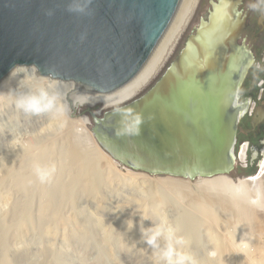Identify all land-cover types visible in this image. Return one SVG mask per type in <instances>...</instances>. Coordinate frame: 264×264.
Listing matches in <instances>:
<instances>
[{
  "label": "water",
  "instance_id": "water-1",
  "mask_svg": "<svg viewBox=\"0 0 264 264\" xmlns=\"http://www.w3.org/2000/svg\"><path fill=\"white\" fill-rule=\"evenodd\" d=\"M68 2L0 0V89L14 65L37 64L41 74L54 70L80 91H114L144 67L181 0H92L83 14L67 11ZM240 4L212 1L160 78L118 104L142 114L139 135L117 134L122 114L113 106L90 111L93 138L122 168L189 180L233 171L238 126L250 109L239 92L254 60L239 42L248 16ZM252 111L255 127L264 104Z\"/></svg>",
  "mask_w": 264,
  "mask_h": 264
},
{
  "label": "rangeland",
  "instance_id": "rangeland-1",
  "mask_svg": "<svg viewBox=\"0 0 264 264\" xmlns=\"http://www.w3.org/2000/svg\"><path fill=\"white\" fill-rule=\"evenodd\" d=\"M211 1H216V0H199L194 10V13L192 14L189 20L188 25L184 29L173 51L171 52L165 63L162 65V67L159 69V71L148 82V84L145 85L141 89V91H139L137 95L141 94L142 92L150 88L164 73V71L167 69L170 63L174 60L177 54L185 46L188 37L195 32L196 28L200 24L201 19L205 18V16L207 15L209 9L211 8V4H210ZM238 9L243 13L246 10V5H242V6L240 5ZM247 33L248 31H245L243 36H245ZM239 42H241V37L239 39ZM254 68L255 66L252 64L251 69ZM11 81L13 82L8 83V85L2 88L3 90L2 92L6 93L9 90V88H13V89L16 88L17 80L14 79ZM239 95L242 96L241 93ZM102 107L103 106H101L100 104H94V106L85 105L83 108L74 111L72 115L74 118H77L80 115H84V114L91 117L90 111L96 112L100 110ZM102 112L103 110L101 111V113ZM11 115H14V110L3 101H0V181L1 179L4 180V177H6L5 178L6 180L7 176H9L7 180L9 181V183L7 181L4 182L1 181L2 182L1 184L0 182V229L5 228L3 226V223L5 225L11 226L12 229L14 227H15L14 229L23 228V226H20L23 223L28 225V227L24 225V227H27V230L24 228L23 230H21L23 231L21 233L22 237L20 236L19 233V236L17 237L18 241L17 238L14 236H13L14 237V241H13V237L11 236L12 234L13 235L15 234L13 233L14 229L13 230L11 229L10 232L7 229L0 230V233L1 232L3 233L0 234L1 238L5 236L4 239L6 238L5 240L8 242V243L6 242L5 246L2 247L5 248L6 250L5 249L2 250V248L0 250V253L2 252V254H0L2 255L0 256V259L6 257L8 264H96V263L97 264H153V262L155 263L158 257L155 256V252L146 245V243L142 240L141 237H142V229L150 227L153 223L151 218L156 219L158 215L166 216L169 219L170 223H172L173 225L179 228V234H182L184 225L189 226L190 228L193 227L189 229L191 230L192 233V234L190 233L191 236H189L191 237L189 241L190 242L189 245L190 246L192 245V247L190 250L185 249V251L190 252L195 257L196 261L200 259H205L210 261L218 260L221 261L223 264H227L234 261L236 257L238 259H242L240 257V254L248 251L246 250L249 248L248 246H252L251 250H253V247L254 250L255 248L258 249L256 245V241H258L259 238L262 241L264 240L263 238L264 210L260 209V211H256L257 207L249 203V198L247 195L237 196L234 193V191L222 192L215 189L211 191L210 199L203 198V200H207L205 204L203 202L197 203L196 201H194L193 195H195V193H198L201 190L200 188H202L203 190V188L205 186L208 187V185L204 184L201 186L200 184H196V180H191V184L184 185V187L187 189L183 188L184 190H182V192L179 190L182 194L181 196H183L181 197L180 195H177L179 194V191L176 193L175 190H168L165 185H158L163 183L155 182V179H158V177L164 178V177H168L169 175H151L143 171H135L131 169L121 168L119 163L115 161L113 158H111L106 152L105 153L109 157L105 158V160L103 157V160L100 159L98 161L100 164L99 167L104 172H106L107 170V167L103 166V165H107V162L105 161L108 162L111 161L113 164H116L118 166L117 169H115L117 170L118 173L121 174H128V172L137 173V174L145 173L144 175L146 176L148 175L147 177L153 179L152 181L153 183L151 181L141 182L140 180H137L136 182L137 184H136L135 182H132L131 180L128 179H125L123 181H115L111 185L105 184L103 187H101L102 189L99 191L100 193L97 196L98 199L89 194L83 192H79V193L77 192L75 200H73L72 206L70 207L64 205V208L62 210L63 217L68 219V225L65 229L63 226L59 224H55L52 221V215L49 217H44V215H42L41 208L45 206V204L49 206L51 205V202L45 199V194L47 191H49V189L50 191L52 190V187H54L53 185H55L56 183V179L60 177L59 175H61V177L63 176L64 179L65 178L68 179L70 177L71 171L72 170L74 171L73 161L67 156V154L65 156L61 154L63 153L61 151L62 150L61 148L63 149L64 148L66 149V147L71 148L72 144L76 142L81 149L83 150L86 149V151L87 150L89 151L90 149L91 150L94 149L92 143L89 140L87 141L82 134L78 133L76 127L71 128L70 130L71 127V126L69 127L70 124H68V126L64 129L66 131L65 134H64V130L63 131L56 130L53 124L46 117L27 118V117H23L22 115L20 117L21 120V125L19 126L20 130L17 131L18 126L14 124L10 125L6 120L7 117ZM88 128L90 130L91 128L90 124ZM9 130L13 132V135ZM62 136L64 137L62 138ZM48 139H55L57 141V148L55 147L53 151L46 150L48 151V153L45 154L46 153L45 152L44 156H47L48 161L45 164H43L45 161L42 162V165L54 164L56 169L51 179L48 182L40 183L36 179V176L33 173L34 172L33 169L31 170L32 172L28 170L31 169L32 167V166L28 167L30 166L28 164L29 159L28 160L26 159L28 166L24 165L23 167V164L25 163L15 162L13 158H15L16 156L19 157V155L24 154L22 152L28 150V148H30L31 145L33 146L32 147L33 151L31 149V152L33 153L37 151L36 153L41 155L40 153L43 150L41 152L40 150L43 149L45 144L46 145L48 144L47 143L49 142ZM241 145L242 144H240L239 148L236 150V161L234 164V169L229 176L233 179L234 182H238L236 179L240 177L253 175L257 171L258 166L260 167L259 163H261V161L263 160L262 151L264 149V144L257 148L258 155L256 156L253 155V158L251 155V148L248 147L246 152L244 149L243 153L244 156L246 155V159L241 158L240 160L238 153L241 151ZM34 148L36 151L34 150ZM24 156L25 158L27 157V155L25 154ZM10 157L12 158V160H9L11 159ZM64 166L67 169H69V171L67 170L68 172L63 169ZM6 172L9 174L7 175ZM5 173L7 176H5ZM24 173H26L27 175L26 174L24 175ZM13 174L14 175L17 174L16 176L19 177H22L23 175H24L23 177L25 176L28 177V174H31L30 178L33 179H30L31 181H27L29 183L25 182L24 183L25 185L23 184L24 185L23 186L21 183L20 184L15 183L17 179ZM21 174L23 175L21 176ZM67 174L69 177H67ZM257 186H264L263 175L259 179L258 183H255L253 182V180H251V185L246 190V192L254 189ZM154 188L155 189L159 188V190L162 192L161 194L165 195L166 197L165 199L168 200L167 201L168 204L166 203L161 204V202L154 200L149 201L146 199V197H150L152 193L151 191H153ZM145 200L147 201L146 204L147 211L145 213L146 214L145 217H150V218H143L142 210L140 209L139 204L137 203L138 201H145ZM196 203L199 205H197ZM191 204H193V208L191 207L192 206ZM200 204H203L202 206L203 208L200 207L201 206ZM21 206L24 207L21 208ZM70 208L72 210H70ZM214 209L218 213V214L214 213L215 220L218 223L215 224L212 230H209L208 226L202 225L201 223L205 219H209L208 210H214ZM120 212L123 214L124 217L129 218L128 220L131 221L135 230H137L138 232L141 231L139 233L140 234L139 242L132 243V245L130 244V245L122 246L123 248L115 242L113 236L112 237L108 235L106 236L104 230L110 227L117 220V217L121 214ZM73 216H77L78 217L77 219H80L81 222L78 220L79 225H77V223L73 220ZM185 217L192 219L195 218L194 220L196 222V227L194 226V222H190L189 219L188 220L184 219ZM258 224L261 226H259ZM83 226L84 228L86 227V230H88L87 232L86 230L84 231L82 229ZM47 228L48 229L51 228L52 232L50 231L51 229L48 230ZM206 229L212 231L213 233L205 231ZM260 234L262 235L260 236ZM212 236L215 237L213 238ZM7 237L9 238L12 237L11 238L12 241L7 240ZM114 237L116 236L114 235ZM104 239L109 241L108 243H110L111 245L110 249L105 247L103 242ZM5 240H2V242L4 241L5 243ZM7 245L9 246V248ZM254 250L253 252L255 253L256 250L255 251ZM255 254L256 257L264 258V254L262 256L259 255L257 252ZM197 264H201V263H198L197 261Z\"/></svg>",
  "mask_w": 264,
  "mask_h": 264
},
{
  "label": "bare ground",
  "instance_id": "bare-ground-1",
  "mask_svg": "<svg viewBox=\"0 0 264 264\" xmlns=\"http://www.w3.org/2000/svg\"><path fill=\"white\" fill-rule=\"evenodd\" d=\"M199 0H181L180 4H179V7L176 11V14L171 22V24L169 25L168 29L166 30V32L164 33L163 37L161 38V40L159 41L157 47L155 48V50L153 51L152 55L150 56V58L148 59V61L146 62V64L144 65V67L141 69V71L132 79L130 80L127 84H125L124 86L114 90V91H111V92H108V93H104V94H95L93 95L92 97V102L87 104V105H93L94 104H100L101 106H104V107H110L112 106L113 104H120V103H123L129 99H131L133 96H135L139 91H141V89L154 77V75L159 71V69L162 67V65L165 63V61L167 60V58L169 57V55L171 54V52L173 51L174 47L176 46L178 40L180 39L184 29L186 28V26L188 25L189 23V20L192 16V14L194 13V10L198 4ZM13 81H10L9 83H11ZM8 85V84H7ZM3 90L0 89V92H2ZM107 97L108 98V102H103L104 101V98ZM83 118V119H81ZM42 124V123H41ZM69 127H70V130L71 128H82L83 131L80 132V134H82L84 136V138L88 141H91L92 143V146L94 149H90L89 151L86 149L83 150L80 148V146L74 142L71 146V148L69 147H66V149L64 148H61L60 150L63 152L60 153L62 155H66L73 161V169L74 171L72 170L71 173H70V177L68 176L67 174V177H69L68 179L67 178H63V176L61 177V175H59L60 177L58 179H56V183L55 185H53L54 187H52V190L50 191H47L46 194H45V199H47L48 201L51 202V205H47L45 204V206H43L41 208V212H42V215H44V217H49L52 215V221L55 223V224H59L61 226H63L65 229L68 225V219L64 218L63 215H62V210L64 208V205H67V206H72V203H73V200H75V197L77 195V192H83V193H86V194H89L93 197H96L98 196V194L100 193L99 191L102 189L101 187H103L105 184H109L111 185L112 183H114L115 181H123L125 179H128V180H131L132 182H137V180H140L141 182H146V181H153V179H150L149 177H147L146 175L144 174H137V173H129L128 174H121V173H118L117 170V165L116 164H113L111 161L108 162V161H105L107 162V165H103V166H106L107 167V170L106 172H104L103 170H101V168L99 167V160H103V157H104V160L105 158L109 157L105 151L99 146V144L95 141V139L93 138L92 136V133L91 131L89 130L88 126L89 124H91V119L88 115L84 114V115H80L79 117L77 118H74V120H71L69 122ZM68 129V128H67ZM66 129V130H67ZM65 130H64V134H65ZM69 132V131H68ZM67 132V133H68ZM63 133V132H61ZM61 135V134H60ZM61 137V136H59ZM64 136H62L63 138ZM55 138V137H54ZM60 138V139H62ZM66 138V137H65ZM49 142H47L48 144L44 147L43 149L40 150V154L39 155L38 153L36 152H31V149L33 151V146L31 145L30 148H28V150H25V149H22V150H25L24 153L25 155H27V157L29 158H25L24 154L22 155H19L16 156L15 158H13V160L15 162H18V163H25L23 164V167L24 165L25 166H28V164L30 166L28 167H31V169H28L29 171H31L33 169V165L35 163H40L42 164V162H44L43 164H45L48 160L47 156H44L45 154L48 153V151L46 150H51L53 151L55 149V147L57 148V141L55 139H48ZM29 142V141H28ZM68 143V141H67ZM85 143V142H84ZM10 144V143H9ZM22 146V145H21ZM29 146V145H28ZM27 146V147H28ZM35 147V146H34ZM64 147V146H63ZM12 148V147H11ZM69 148V149H68ZM40 149V148H39ZM89 149V148H88ZM70 151V152H69ZM2 152V151H1ZM18 152V151H16ZM46 152V153H45ZM10 153H13V152H10ZM45 153V154H44ZM50 153V152H49ZM51 153H54V152H51ZM38 154V155H37ZM10 156V155H9ZM13 156V155H12ZM38 156V157H37ZM49 156V155H48ZM14 157V156H13ZM111 157V156H110ZM9 158V157H8ZM11 158V157H10ZM50 158V157H49ZM112 158V157H111ZM242 158L244 159L243 155H242ZM26 159L28 160V164L26 162ZM9 160H12L9 159ZM8 161V160H7ZM50 161V160H49ZM116 161V160H115ZM14 162V163H15ZM8 163V162H7ZM13 163V162H12ZM10 164V163H9ZM27 164V165H26ZM106 164V163H104ZM260 164V171L257 175H254L252 177H249L247 178L246 176H243V177H240L238 179H236L238 182H234L233 179L231 177H229L230 175H216V176H213V177H207V178H201V179H197L196 180V184H200L201 186L206 184L208 185V187H204L203 190L202 188H200L201 190L198 192V193H195V195H193V199L194 201H196L197 203H204L207 201V200H203V198H206V199H210V194H211V191L212 190H219V191H229V192H233L235 193V189L237 188V186L239 185L240 188L244 189L245 191L250 187L251 185V180H253V182L255 183H258L259 182V179L261 178V176L263 175L264 176V150H263V160L261 161ZM12 165V164H11ZM10 165V166H11ZM16 165V164H15ZM14 165V166H15ZM19 165H22V164H19ZM120 165V164H119ZM13 166V165H12ZM121 166V165H120ZM9 167V166H8ZM58 167V166H57ZM10 168V167H9ZM20 168V167H19ZM122 168V167H121ZM56 169V168H55ZM64 170H68L65 166L63 168ZM124 169H128V168H124ZM23 170V169H21ZM67 171V172H68ZM15 172V171H14ZM32 172V171H31ZM131 172V171H130ZM7 173V172H6ZM5 173V176H7L9 173H7L6 175ZM34 173V172H33ZM63 173V172H61ZM26 173H24L25 175ZM14 175V174H13ZM17 174H15V178L17 179L15 181V183H21L22 185L27 182V181H31L30 179H33V178H30V175L31 174H28V177L25 176L23 177L24 175L21 174L22 177H19V176H16ZM27 175V174H26ZM12 176V175H11ZM33 176V175H32ZM8 177L7 176V179L5 180L6 177H4V180L1 179L2 182L4 181H7L8 180ZM18 177V178H17ZM13 178V177H12ZM55 178V177H53ZM14 179V178H13ZM155 179V178H154ZM251 179V180H250ZM10 180V179H9ZM263 180V179H262ZM0 181V182H1ZM14 181V180H13ZM33 181V180H32ZM1 182V184H2ZM9 183V181H7ZM52 182V181H51ZM155 182H160V183H163V184H158V185H165L167 187L168 190H175V192L177 193L179 190L182 192V190H184L183 188L184 185H187V184H191V180L189 179H182V178H179V177H164V178H159L158 179H155ZM7 183V184H8ZM14 183V184H15ZM29 183V182H27ZM153 183V182H152ZM6 184V183H5ZM130 184V183H129ZM137 184V183H136ZM260 184V183H259ZM25 185V184H24ZM23 185V186H24ZM11 186V185H10ZM19 186V185H18ZM38 186V185H37ZM9 187V186H8ZM33 187V186H32ZM112 187V186H111ZM182 187V188H181ZM45 188V187H44ZM51 188V186H50ZM189 188V187H188ZM256 188V187H255ZM254 188V189H255ZM187 189V188H185ZM13 190V189H12ZM11 190V191H12ZM15 190V189H14ZM47 190V189H46ZM216 190V191H217ZM16 191V190H15ZM41 191V190H40ZM179 191V194L177 195H182L181 192ZM187 191V190H186ZM8 192V191H7ZM19 192V191H18ZM151 195L150 197H146L147 200H154V201H158V202H161L162 203H166L168 204V200H166L165 198V195L161 194L162 192L159 190V188L155 189L153 191H151ZM168 192V191H167ZM11 193V192H10ZM14 194V193H13ZM193 194V192H192ZM233 194V193H232ZM31 195V194H30ZM42 195V193H41ZM184 195V194H183ZM188 195V194H187ZM11 196V194H10ZM19 196V195H18ZM146 196V195H145ZM149 196V195H147ZM164 196V197H163ZM189 196V195H188ZM5 197V196H4ZM183 197V196H181ZM186 197V196H184ZM242 197V196H241ZM12 198V197H11ZM43 198V197H42ZM243 198V197H242ZM41 199V198H40ZM88 199V198H87ZM98 199V198H97ZM238 199V198H237ZM101 200V199H100ZM137 201V200H136ZM49 202V204H50ZM170 202V201H169ZM41 203V202H40ZM48 203V202H47ZM139 204V207L140 209L142 210V213H143V218L146 216V204H147V201H138L137 202ZM149 203V202H148ZM153 203V202H152ZM156 203V202H155ZM195 203V202H193ZM196 203V204H197ZM20 205V204H19ZM192 208H193V204H191ZM199 205V204H197ZM201 208H203V204H200ZM16 206V205H15ZM98 206V205H97ZM19 207V206H18ZM24 207V206H23ZM21 206V208H23ZM195 208H198V207H195ZM28 209V207H27ZM67 209V208H66ZM162 209V208H161ZM207 209V208H206ZM26 210V209H25ZM65 210V209H64ZM70 210H72L70 208ZM69 210V211H70ZM157 210V209H156ZM200 210V209H199ZM12 211V210H11ZM209 211V219H203L202 221V225H206L209 227V230H212V228L215 226L216 223H218L216 220H215V214H218L215 209L214 210H208ZM256 211H260V208H256ZM15 212V211H14ZM65 212V211H64ZM122 212V211H121ZM120 212V213H121ZM207 212V211H206ZM119 213V214H120ZM64 214V213H63ZM200 214V213H199ZM198 214V215H199ZM18 215V214H17ZM22 215V214H20ZM37 215V214H36ZM70 215V214H69ZM74 215V213H73ZM76 215V213H75ZM79 215V214H78ZM16 216V215H15ZM41 216V214H40ZM186 216V215H185ZM76 217V218H75ZM187 217V216H186ZM184 218L186 220L189 219L190 222H194V226L196 227V222H195V218L192 219V218ZM202 217V216H201ZM78 217L77 216H73V220L78 224V220L80 221V219H77ZM206 218V217H205ZM8 219V218H7ZM12 219V218H11ZM19 219V218H18ZM129 218L127 217H124L123 214L121 213L118 217H117V220L108 228L104 229L105 230V235L107 236H113V238L115 239V242L119 245V246H126V245H132V243H136V242H139V233L141 232H138L137 230L134 229V227H132L131 229H129L128 227V224H129ZM202 219V218H201ZM11 221V220H10ZM42 221V220H41ZM40 221V222H41ZM73 221V222H74ZM5 222V221H4ZM81 222V221H80ZM79 222V223H80ZM198 222V221H197ZM200 222V221H199ZM3 223V221H2ZM6 223V222H5ZM82 224V223H81ZM84 224V223H83ZM87 224V223H86ZM102 224V223H100ZM192 224V223H191ZM200 224V225H201ZM257 224V223H256ZM19 225V224H18ZM28 225H26L25 223H23L22 225L20 226H23L24 229L27 230V227H24ZM259 225V224H258ZM262 225V223H261ZM259 225V226H261ZM3 226L5 228H2L0 230H3V229H7L9 230V232L11 231V226H8V225H5L3 223ZM105 226V225H104ZM181 226V225H180ZM193 226V225H191ZM258 226V227H259ZM48 227V226H47ZM257 227V226H256ZM255 227V228H256ZM15 228V227H14ZM13 228V229H14ZM23 228H18V229H14L13 233H15L14 235L12 234L11 236L13 237H18L19 236V233H20V236H21V233L23 231ZM30 228V227H29ZM79 228V227H77ZM76 228V229H77ZM82 228V227H81ZM193 228V227H191ZM189 226H186L184 225V229L182 230V234L186 241L188 242V245L190 244V238L189 236H191V229ZM12 229V230H13ZM48 229V228H47ZM51 229V228H49ZM48 229V230H49ZM84 231L86 230V227L82 228ZM81 229V230H82ZM204 229V228H203ZM262 229V228H261ZM260 229V230H261ZM6 230V231H7ZM139 230V228H138ZM209 230H205V231H208V232H212V231H209ZM21 231V232H20ZM52 232V229L50 230ZM56 231V230H55ZM68 231V230H67ZM88 230H86L87 232ZM193 231V230H192ZM197 231V229H196ZM257 231V230H256ZM4 232V231H3ZM30 232V231H29ZM69 232V231H68ZM85 232V233H86ZM247 232V231H246ZM2 233V232H1ZM0 233V234H1ZM7 233V232H6ZM70 233V232H69ZM191 233V234H190ZM196 233V232H195ZM206 233V232H205ZM213 233V232H212ZM3 234V233H2ZM71 234V233H70ZM77 234V233H76ZM75 234V235H76ZM91 234V233H90ZM208 234V233H207ZM235 234V233H234ZM263 234V233H262ZM260 234V236L262 235ZM25 235V234H24ZM47 235V234H46ZM114 235L116 237H114ZM209 235V234H208ZM212 235V234H211ZM9 236V235H8ZM62 236V235H61ZM70 236V235H69ZM79 236V235H78ZM210 236V235H209ZM5 237V236H4ZM4 237L1 238V235H0V250L2 247L5 246L6 244V238L4 239ZM11 237V238H12ZM14 237H13V241H14ZM22 237V236H21ZM24 237V236H23ZM59 237V236H58ZM67 237V236H66ZM213 238L215 236H212ZM7 237V240H11V238ZM20 238V237H19ZM63 238V237H62ZM88 238V237H87ZM259 238V237H258ZM264 238V237H263ZM262 238V239H263ZM22 239V238H21ZM66 239V238H65ZM69 239V238H67ZM74 239V238H73ZM260 239V238H259ZM258 241H256V245H257V248H255L256 252L259 254V255H263L264 254V240L262 241L261 239ZM2 240H5V243L4 241L2 242ZM192 240H195V239H192ZM227 240V239H226ZM229 240V238H228ZM17 241H18V238H17ZM24 241V240H23ZM53 241V239H52ZM65 241V240H64ZM72 241V240H71ZM216 241H217V238H216ZM224 241V240H223ZM234 241V240H233ZM104 242V245L105 247L109 248L110 249V243H108L109 241H107L106 239L103 240ZM228 242V241H227ZM8 243V242H7ZM75 243V242H74ZM232 243V242H231ZM14 244V243H13ZM226 244V243H225ZM65 245V244H64ZM144 245V244H143ZM252 245V244H251ZM8 246V245H7ZM90 246V245H89ZM115 246V245H114ZM117 246V245H116ZM192 247V245L188 246L186 248V250H190ZM249 248L246 249L248 251L246 252H243L240 254V257L242 259H238L236 257V259L230 263H227V264H264V258L262 257H256L255 253L253 252L254 250V247H253V250H251V247L252 246H248ZM9 248V246H8ZM106 248V249H107ZM123 248V247H122ZM194 248V247H193ZM5 249V248H2V250ZM41 249V248H40ZM6 250V249H5ZM53 250V249H52ZM254 250V251H255ZM8 251V250H7ZM4 252V251H3ZM85 252V251H84ZM115 252V251H114ZM8 253V252H6ZM112 253V252H111ZM2 254V252L0 253ZM42 254V253H40ZM154 255V254H153ZM2 256V255H0ZM5 256V255H4ZM155 256L158 257V255L155 253ZM156 257V258H157ZM10 258V257H9ZM155 258V259H156ZM11 260V259H10ZM9 260V261H10ZM51 260V259H50ZM220 260V259H219ZM97 261V260H96ZM107 261V260H106ZM139 261V260H138ZM198 263H201V264H223L221 261H210V260H205V259H200V260H197ZM20 262V261H19ZM50 262V261H49ZM16 263V262H15ZM93 263V262H92ZM104 263V262H103ZM0 264H8V261L6 260V257L4 258H1L0 259ZM97 264V263H96ZM153 264H155L153 262Z\"/></svg>",
  "mask_w": 264,
  "mask_h": 264
},
{
  "label": "clouds",
  "instance_id": "clouds-1",
  "mask_svg": "<svg viewBox=\"0 0 264 264\" xmlns=\"http://www.w3.org/2000/svg\"><path fill=\"white\" fill-rule=\"evenodd\" d=\"M91 3L92 0H69L67 11L83 14L86 13ZM53 14L52 9L45 11V15ZM260 67L261 61H258L256 69L259 70ZM14 79L17 80L16 88H9L6 93L0 92V101L14 110V115L8 116L6 120L10 125H17V131L20 130L22 115L27 118L46 117L56 130L63 131L74 119L73 112L92 102L93 93L80 91L74 81L61 80L55 75L54 70H49L46 75L41 74L37 64L14 65L9 71L8 80ZM261 82L263 81L261 80ZM260 83L259 86L262 84ZM261 94L262 92H260ZM259 96L258 98H260ZM103 102H108V98L105 97ZM112 106L122 114L121 127L117 134L139 135L140 126L143 123L142 114L131 107L121 109L117 104ZM253 107L248 113L249 117L252 115ZM9 131L13 135V132ZM82 131V128L77 129L78 133ZM33 171L40 183H46L55 172V165H42L37 162L33 165ZM235 194L237 196L247 195L250 204L264 210V186H257L246 192L238 185ZM151 220L153 221L152 225L142 229L141 238L158 255L155 264H197L195 257L185 251L189 245L185 237L179 234L177 226L170 223L164 215H158L156 219L151 218ZM128 227L129 229L133 227L131 221Z\"/></svg>",
  "mask_w": 264,
  "mask_h": 264
},
{
  "label": "flooded vegetation",
  "instance_id": "flooded-vegetation-1",
  "mask_svg": "<svg viewBox=\"0 0 264 264\" xmlns=\"http://www.w3.org/2000/svg\"><path fill=\"white\" fill-rule=\"evenodd\" d=\"M240 5H246V10L243 14H248L245 27L241 34V41L250 48L254 56L253 65L255 68L258 61H261V67L259 70L250 68L249 74L239 92V94H242V96L239 95V102L246 104L249 102L250 109L252 106H254V109L256 106L264 104V0H241ZM245 31H248V33L243 36ZM261 80L263 82L261 86H259ZM260 92H262L261 95ZM258 96L260 98H258ZM248 113L241 119L238 126L236 150L239 148V145L242 144L241 151L238 153L240 160L242 155L244 156V149L246 152L248 147L251 148L252 158L253 155H258L257 148L262 146L264 142V119H262L257 126L253 127ZM246 120L249 123L248 128L243 129V124ZM244 159H246V155Z\"/></svg>",
  "mask_w": 264,
  "mask_h": 264
},
{
  "label": "trees",
  "instance_id": "trees-1",
  "mask_svg": "<svg viewBox=\"0 0 264 264\" xmlns=\"http://www.w3.org/2000/svg\"><path fill=\"white\" fill-rule=\"evenodd\" d=\"M248 122H247V120L244 122V124H243V129H246V128H248Z\"/></svg>",
  "mask_w": 264,
  "mask_h": 264
},
{
  "label": "built area",
  "instance_id": "built-area-1",
  "mask_svg": "<svg viewBox=\"0 0 264 264\" xmlns=\"http://www.w3.org/2000/svg\"><path fill=\"white\" fill-rule=\"evenodd\" d=\"M261 83H262V82H261ZM261 83H260V84H261Z\"/></svg>",
  "mask_w": 264,
  "mask_h": 264
}]
</instances>
